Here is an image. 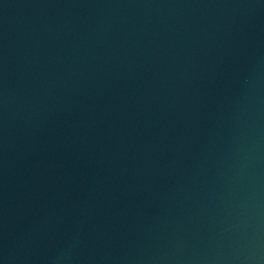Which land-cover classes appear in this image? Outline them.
I'll list each match as a JSON object with an SVG mask.
<instances>
[{"label": "water", "instance_id": "water-1", "mask_svg": "<svg viewBox=\"0 0 264 264\" xmlns=\"http://www.w3.org/2000/svg\"><path fill=\"white\" fill-rule=\"evenodd\" d=\"M0 264H264V0H0Z\"/></svg>", "mask_w": 264, "mask_h": 264}]
</instances>
